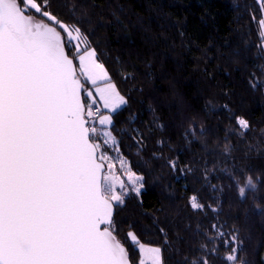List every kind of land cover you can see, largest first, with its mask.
Instances as JSON below:
<instances>
[{"label": "snow or ice", "instance_id": "1", "mask_svg": "<svg viewBox=\"0 0 264 264\" xmlns=\"http://www.w3.org/2000/svg\"><path fill=\"white\" fill-rule=\"evenodd\" d=\"M233 7L224 37L206 13L203 47L183 20L168 26L183 49L173 63L201 78L186 102L156 75L168 53L129 42L130 27L149 28L123 3L0 0V264H264V115L237 103L241 86L264 98V0ZM165 31L141 44L167 49ZM155 187L170 203L140 213L150 227L121 215Z\"/></svg>", "mask_w": 264, "mask_h": 264}, {"label": "trees", "instance_id": "2", "mask_svg": "<svg viewBox=\"0 0 264 264\" xmlns=\"http://www.w3.org/2000/svg\"><path fill=\"white\" fill-rule=\"evenodd\" d=\"M114 3H123L126 7V12L132 15V24H137L136 16L134 13H139L140 16L144 18L145 27H148L149 30L145 32L143 29L137 27H130L129 29V42L134 43L137 46L146 48L151 52L160 53L165 51L168 53V58L164 56L157 57L156 62V75L159 76L161 72H165L168 75V79L171 80L175 78L176 83V93L180 96H183L186 102H193L194 97L201 88V78L198 73L192 71L194 65L188 64L185 68L178 69L173 63L174 59H183L178 57V53L183 51L180 48L179 38L176 35L175 28H169V25L174 24L177 19L184 21V30L189 34L193 40L197 43H200L201 46L208 42V38L214 34V26L211 19H209L206 13L211 12L212 16L216 17L215 28L220 30L219 35L221 37L230 35L226 29L228 28V22L233 19L237 13L233 7V0H113ZM244 0H239V4H243ZM203 17V18H202ZM162 27L167 29L164 34L170 39L168 40V48L163 47L162 42L151 43V44H141V41L145 39H151L159 35L162 31ZM234 29H238L239 25L233 24ZM103 35H109V33H103ZM113 40V43L109 45L110 48L117 49L121 45H125L127 48L129 42L123 40L115 42L113 37H109ZM241 37L239 35L235 36V40L239 41ZM175 42V50H172V44ZM222 42V41H219ZM248 43H258L256 40L255 34L248 37ZM159 44V46H157ZM258 50L252 48V51L248 54L249 59H254L257 57ZM115 51L113 55H115ZM199 55V53H195ZM191 57H189L190 59ZM161 61L163 62L161 64ZM256 64H264V60H255ZM253 64H250V67H253ZM158 87L163 88L164 92L159 93L166 105L176 103L177 99L174 96L168 87L167 80H161L158 84ZM240 97L243 98L244 107L251 110L254 115L253 119L259 120L261 115H264V98H261L259 94H252L244 90V87L241 86L238 89L237 103H240ZM218 103H225V101H219ZM199 105L203 106V101L199 102ZM146 106V105H145ZM133 111H135V106H133ZM175 111V110H174ZM128 114L125 113V116ZM217 116H210L208 118V123L215 125L217 123ZM221 122L226 125V121L223 120V116L219 117ZM264 127V125H260ZM220 136H223L224 133L220 132ZM173 146L176 148H183V142L180 140L179 136L175 137L173 141ZM184 180H181L178 183H174L173 188L176 190V196L184 195L182 191ZM165 193L161 192L160 187L150 188L148 194H146L144 199V207L140 208L135 205V202H130L128 207L123 209L121 215L126 217L131 221L140 219L143 227H150V220L140 216L142 211L150 212L153 207H160L161 204L168 206L170 201L165 199ZM177 204L180 201H176ZM228 211V205L225 203V212ZM239 209L233 208V213L235 214ZM255 226V236L257 239L260 238V226H259V217L256 218ZM145 239H155L154 236H145Z\"/></svg>", "mask_w": 264, "mask_h": 264}]
</instances>
